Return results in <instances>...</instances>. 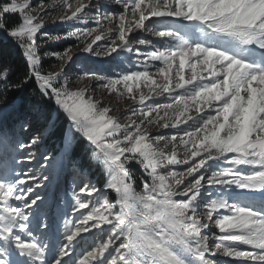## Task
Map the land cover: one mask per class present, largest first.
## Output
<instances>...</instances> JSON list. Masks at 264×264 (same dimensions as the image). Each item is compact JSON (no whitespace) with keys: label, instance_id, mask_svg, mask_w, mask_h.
<instances>
[{"label":"snow or ice","instance_id":"1","mask_svg":"<svg viewBox=\"0 0 264 264\" xmlns=\"http://www.w3.org/2000/svg\"><path fill=\"white\" fill-rule=\"evenodd\" d=\"M114 3L118 11L101 0L0 5V32L17 43L28 68L22 83L34 80L55 105L43 133L26 141L19 132L29 127L0 123V264H264V0ZM9 15L20 22L9 28ZM49 15L70 27L57 40H75L95 56L131 54L135 67L114 76L85 71L79 79L96 87H74L67 47L46 54L62 66L45 72L39 40ZM90 21L95 26L75 27ZM8 80V70H0L4 91L21 87ZM96 88L134 107L111 115ZM61 116L63 153L87 142L105 183L85 181L84 170L69 165L72 202L52 242L36 190L55 179L37 174L54 167V158L43 154L35 171L16 166L34 163L44 133ZM153 127L161 131L152 135ZM132 163L142 169L139 189Z\"/></svg>","mask_w":264,"mask_h":264},{"label":"rangeland","instance_id":"2","mask_svg":"<svg viewBox=\"0 0 264 264\" xmlns=\"http://www.w3.org/2000/svg\"><path fill=\"white\" fill-rule=\"evenodd\" d=\"M7 2L8 0H0V5L7 3ZM101 2L107 5L108 10L118 11L120 8L118 4L114 3V0H101ZM33 3L34 4L37 3V0H33ZM45 3L46 4L55 3L58 5L59 0H45ZM55 14H56V10L54 9L52 15H55ZM52 15H49L46 18L47 26L45 29L42 30L43 32L47 33V35L41 37L39 40L40 53L43 57V68L45 72H48V71L58 72L62 66L61 62L57 61L54 57H51L46 54L51 53V52H60V51H63L67 47L73 48V60L70 63H66V76L72 82V85L74 87H85L86 85H92L93 87H96L97 81L95 80L79 79V74L85 71L96 73L97 76H114L115 74L121 71L129 70L135 67L137 63L136 59L134 57H132L131 59H128V57H130L131 54L122 53L120 55L113 54L112 56H104V55L95 56V55H90L88 53H84L82 51L83 44H80L79 48L75 47V45L78 43L75 40H71V39L57 40L56 37L58 36L62 37L66 35L67 31L70 30V27L68 24H63V25L60 23L53 24L51 22ZM93 26L95 25L91 23V21L88 24L75 25V27H80V28L93 27ZM134 35H140V34L135 33ZM3 36L5 37L7 42L17 47L21 53V49L17 46L16 42H14L4 32H3ZM144 36H146V38L148 39L153 40L154 42L158 41L157 37L151 36L150 34H144ZM104 43L105 41L99 42V44L101 45V48H98L97 49L98 51L102 50V46ZM58 45H59V49L58 50L54 49V47ZM134 47H139L141 48L142 51L145 50L144 46L135 45ZM96 99L102 100L104 102V106H110L113 109L111 115H114L117 117L123 116L125 114V109H131L132 107H134L132 101L127 99L126 97H117L115 94L107 95L104 90L99 89V88H96ZM155 99L158 102H167L164 97H156ZM148 103H152V101H149ZM7 111H8L7 106L0 105V118L5 113H7ZM193 115H195V113H193ZM121 123L122 124L128 123V121L122 119ZM150 131L152 135H156L161 130L153 127L151 128ZM164 131H167V130H164ZM27 154L28 152L27 150H25L24 152L20 154V157L21 158L26 157ZM34 154H35L36 160L34 161L33 164H29L25 162L24 164L18 165L16 167L19 170H23V171H28L30 169L35 171L36 169L34 168V164L38 163L41 160V157L43 154L41 152L39 154H36L34 152ZM64 154L65 153L62 152V154H58V155H55V154L49 155L54 158L52 161V164L54 165V167L49 168L47 170H39L37 172V174H41V172H44V173L51 172L55 177V179H53L51 182H48L45 187L36 190L43 197V202L40 205V216L46 219L47 223L49 224V228L45 230V235L52 242L55 241L57 232L62 227V217L72 202V189L74 186V183H73L74 177L72 173L74 171V168L65 164L64 161H63V167L60 166V161L62 160L61 155H64ZM91 161L93 164H95V162L92 159ZM131 166L139 170L141 178H142L143 173H142V169L140 168V166L136 165L135 163H132L129 165V167ZM96 167H98V170H99L98 175L104 177V183H105L104 174L102 173L99 166L96 165ZM59 178L60 180L57 181V179ZM82 179L85 181L90 180L84 174H83ZM90 181L91 183L96 185V183L93 180H90ZM138 182H136V185L138 186L136 187L139 189L142 186L141 179H140V182L139 183ZM76 183H79V181H76ZM55 187H56V190H55ZM112 194L114 196V193ZM109 198L111 199L110 194H109ZM213 231H216V229L213 228Z\"/></svg>","mask_w":264,"mask_h":264},{"label":"trees","instance_id":"3","mask_svg":"<svg viewBox=\"0 0 264 264\" xmlns=\"http://www.w3.org/2000/svg\"><path fill=\"white\" fill-rule=\"evenodd\" d=\"M4 20L9 28L20 22L17 16L12 15L5 17ZM54 49L58 50L59 45L55 46ZM4 69L9 72L8 83L21 84V87L11 88L7 91L0 87V105L8 107L7 113L0 118V123L9 127L15 126L17 129H19L21 124L29 127L30 132H19L20 138L26 141L37 130L43 133V129L47 127L46 116L51 114L55 105L40 95L34 80H29L26 84L22 83L28 75L27 65L19 49L7 42L2 32H0V70ZM65 124L66 121L61 116L51 131L44 133V142L34 152L36 154L41 152L47 155L62 154L61 132ZM91 151L85 141L79 140L71 155H61V159L68 166L72 164L82 168L84 170L83 174L88 179L93 180L97 186L102 187L104 177L98 175V167L91 161ZM129 168L136 182H140L141 175L139 170L132 166ZM59 180L60 178L57 179V181ZM109 194L111 199L115 198L112 193Z\"/></svg>","mask_w":264,"mask_h":264},{"label":"water","instance_id":"4","mask_svg":"<svg viewBox=\"0 0 264 264\" xmlns=\"http://www.w3.org/2000/svg\"><path fill=\"white\" fill-rule=\"evenodd\" d=\"M2 34H3V32H2ZM46 99V98H45ZM46 100H48V99H46ZM48 101H50V100H48ZM50 102H52V101H50Z\"/></svg>","mask_w":264,"mask_h":264}]
</instances>
